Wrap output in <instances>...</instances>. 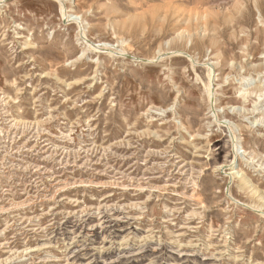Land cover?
<instances>
[{"label":"rangeland","instance_id":"1","mask_svg":"<svg viewBox=\"0 0 264 264\" xmlns=\"http://www.w3.org/2000/svg\"><path fill=\"white\" fill-rule=\"evenodd\" d=\"M263 88L264 0H0V264H264Z\"/></svg>","mask_w":264,"mask_h":264},{"label":"bare ground","instance_id":"2","mask_svg":"<svg viewBox=\"0 0 264 264\" xmlns=\"http://www.w3.org/2000/svg\"><path fill=\"white\" fill-rule=\"evenodd\" d=\"M64 0H59V3H62ZM60 7L62 8V5H60ZM196 11V10H195ZM206 13V12H205ZM204 13V14H205ZM204 16V15H203ZM68 17H70V16H68ZM69 20V19H68ZM189 20V19H188ZM79 26V25H78ZM84 39V38H83ZM89 48H93V46L91 45V44H88L87 45ZM97 47L95 46V48H93L94 50L96 49ZM210 65H212V64H209V65H207V71H208V74H207V77H208V79H209V83L205 86L206 88L205 89H207V92H209V95H210V93H211V91H210V82H211V79H212V76H213V69L211 68V66ZM264 90V88L261 90V91H263ZM247 91H245L244 90V94L246 93ZM209 95H208V97H209ZM262 95V94H261ZM260 95V96H261ZM211 97V96H210ZM210 99V98H209ZM232 138L234 139V136H232ZM231 138V139H232ZM234 144V143H233ZM234 148V153L236 152V150H235V147H233ZM236 154V153H235ZM232 172V171H231ZM231 175V174H238L239 175V172L238 171H233L232 173H228V175ZM242 182H244V179H242L241 180Z\"/></svg>","mask_w":264,"mask_h":264}]
</instances>
